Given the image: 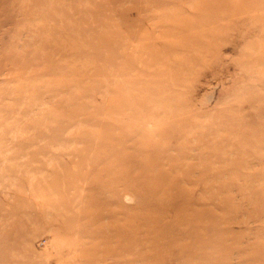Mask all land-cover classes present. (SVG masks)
Segmentation results:
<instances>
[{
    "label": "rangeland",
    "instance_id": "rangeland-1",
    "mask_svg": "<svg viewBox=\"0 0 264 264\" xmlns=\"http://www.w3.org/2000/svg\"><path fill=\"white\" fill-rule=\"evenodd\" d=\"M0 264H264V0H0Z\"/></svg>",
    "mask_w": 264,
    "mask_h": 264
}]
</instances>
